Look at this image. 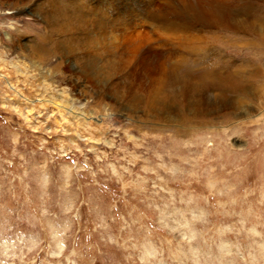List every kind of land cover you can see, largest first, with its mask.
Here are the masks:
<instances>
[{
  "label": "rangeland",
  "instance_id": "374dc122",
  "mask_svg": "<svg viewBox=\"0 0 264 264\" xmlns=\"http://www.w3.org/2000/svg\"><path fill=\"white\" fill-rule=\"evenodd\" d=\"M235 1L254 9L249 29L192 21L170 40L144 22L149 0H80L133 20L154 46L149 68L111 75L117 59L103 46L89 57L104 68L89 74L78 56L29 55L22 46L49 26L28 7L4 8L0 264H264V1ZM198 66L260 97L223 86L215 112L191 107L161 70ZM147 95L173 106L147 115L133 101Z\"/></svg>",
  "mask_w": 264,
  "mask_h": 264
},
{
  "label": "bare ground",
  "instance_id": "6f19581e",
  "mask_svg": "<svg viewBox=\"0 0 264 264\" xmlns=\"http://www.w3.org/2000/svg\"><path fill=\"white\" fill-rule=\"evenodd\" d=\"M46 1L48 2V9H45L41 3H39V0H0V13L5 10L4 8L8 7L10 10L18 9L20 6L28 7L31 13L37 12L45 25L49 26L48 36L41 35L42 37H40L42 41L41 44H34L29 47L25 44L23 46L21 45L27 50L26 52L29 55L43 57L56 54L59 55L61 64L65 63V60L70 61L74 56H78V59L84 58L82 61H79L83 64L78 65V61L76 62L79 70H83L89 74L93 69L95 71L104 68L98 65V61L95 57L96 55L93 54L94 56L92 55L89 57V55L93 53L91 51L93 47L98 48L99 46H103L106 50H112L115 53L114 59H117L116 61L108 62V68L104 71L110 73L109 69H111V71L113 70L114 73L118 74L124 70L125 66H138L142 71L150 67L151 59L147 55V51L152 50L154 46L150 38L144 33L134 30V26H132V24H134L133 20L127 21V24H124L121 16L108 20L103 10L99 8H87L80 4V0ZM231 1H234L235 4L233 8H231V4L229 7L227 6ZM149 2L151 5L146 9L147 16L144 22L156 23V27H154L155 30L161 33V35H166L170 40H172L173 37L179 36V32H188V30L192 29L193 24L189 23L192 21L218 26H229L235 29L242 27L249 29V24L254 23L256 17V15L252 13L254 10L252 6L241 4L242 2L240 3L235 0H177L176 8H174L172 3H166L165 0H162L160 3H155L154 0H149ZM70 3L74 4L73 9ZM248 3H251V1ZM174 13L177 15H173ZM141 23L142 22L136 23V26H139ZM141 26L143 25H140L139 28H141ZM76 31L83 32L82 37L76 36L70 39L60 38V36H67ZM7 38L10 39V36H7ZM14 43L13 41V44ZM2 60L3 57H0V62ZM164 64L165 63H159L160 66H164ZM14 68L18 71H22L18 64H16ZM161 71L169 72L173 80L177 83L175 96L178 100H189L188 105L191 107L198 108L205 106L208 112H215L218 108V104L223 106L224 102H227V99L223 96L228 92L223 89V86H228L230 92L234 91L235 87H238L246 97H260L257 90L254 91L242 88L240 85L235 86L227 74L208 67L201 68L198 66L193 72H188V70L183 71L181 69L180 71H176L175 69ZM75 72H77V70ZM107 76H109L108 73ZM103 77H105L104 74ZM157 84L164 85L168 83L161 79L160 83L158 80ZM216 89L219 92V96H216ZM155 90L159 91L160 88L155 86ZM209 92L212 95H210ZM133 101L136 104L144 103L145 107H147L145 108L146 114L152 117L155 112L154 108L163 110L165 106H173L168 103L167 96H165L164 102H159L157 97H150L148 95L144 98L138 97ZM158 104L162 105V107L160 108ZM151 105H153L154 108ZM197 108L194 112H197Z\"/></svg>",
  "mask_w": 264,
  "mask_h": 264
}]
</instances>
